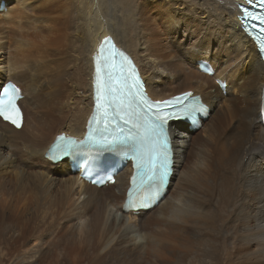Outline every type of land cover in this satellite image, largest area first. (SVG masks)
I'll return each instance as SVG.
<instances>
[{
    "label": "bare ground",
    "instance_id": "1",
    "mask_svg": "<svg viewBox=\"0 0 264 264\" xmlns=\"http://www.w3.org/2000/svg\"><path fill=\"white\" fill-rule=\"evenodd\" d=\"M0 1V85L12 80L24 95L21 127L0 119V264H264V66L237 18L247 0ZM178 25L202 26L189 37L196 50L169 36ZM104 35L152 99L190 91L210 107L197 130L169 125L167 192L137 213L122 210L129 165L96 188L47 156L56 135L86 131ZM168 80L177 86H159Z\"/></svg>",
    "mask_w": 264,
    "mask_h": 264
},
{
    "label": "snow or ice",
    "instance_id": "2",
    "mask_svg": "<svg viewBox=\"0 0 264 264\" xmlns=\"http://www.w3.org/2000/svg\"><path fill=\"white\" fill-rule=\"evenodd\" d=\"M247 3L252 4L253 0H247ZM240 7L245 20H258L262 25L260 32L264 33V13L254 14L247 7ZM259 7L264 9V0H259ZM241 26L247 31L245 21L241 22ZM108 39L105 38L102 42L96 57V114L92 118L97 123L102 119L103 127L90 130L86 140L80 143L86 144L88 151L112 150L131 154L136 168L133 176L135 187L129 191V203L126 207H137L147 198L155 197L169 175L170 151L166 125L170 120L192 118L194 112L201 110V105L197 97L185 92L171 100L156 101V111H152L153 104L141 91L137 90L133 95L129 90L126 71L131 69H126L124 63L127 57L119 53L123 60L117 64L116 51L105 54L104 44ZM256 39L264 52V35ZM138 83L135 81L136 85ZM20 98V90L15 85L9 83L0 87V118L17 128L21 127L23 120V113L18 105ZM74 143L67 139L62 151H67Z\"/></svg>",
    "mask_w": 264,
    "mask_h": 264
},
{
    "label": "rangeland",
    "instance_id": "3",
    "mask_svg": "<svg viewBox=\"0 0 264 264\" xmlns=\"http://www.w3.org/2000/svg\"><path fill=\"white\" fill-rule=\"evenodd\" d=\"M1 12V11H0ZM197 24V23H196ZM186 31L188 32V34L186 33ZM199 32H202L203 33V30H202V26H196V28H191V29H184V28H182V27H180L179 25H178V31L176 32V34H169V36H176V38L177 39H179L180 41H182L183 42V49H186V50H183V51H187V50H189V51H191V49H193V50H196L197 49V47H195V48H193V46H191L192 44H191V41L193 42V40H190V38L191 37H193V39H196V37H197V33H199ZM190 37V38H189ZM166 40V38L165 39H163V42ZM211 50H210V52H209V48L207 49V51H208V54H213L214 53V51H215V46L214 45H212L211 47ZM209 55V56H210ZM194 56H197L196 54L194 55ZM201 58V57H200ZM191 59H194V58H191ZM191 59H190V61H191ZM183 60H184V62L185 61H187V58L186 57H184L183 58ZM185 64L187 65V62H185ZM193 64H195V62L193 63ZM212 82V81H211ZM179 85V84H178ZM160 87H162V88H165V86L167 87L166 88V90H171V89H169V88H173V87H175V86H177V82L175 81V80H168L167 81V83H166V85H164V83H162V84H160L159 85ZM214 87V86H213ZM215 88V87H214ZM216 89V88H215ZM217 91H218V89H217ZM235 99H237V100H240V99H242V97L241 98H236V96H233ZM7 149H9V147L7 148ZM13 159H14V156H13Z\"/></svg>",
    "mask_w": 264,
    "mask_h": 264
}]
</instances>
